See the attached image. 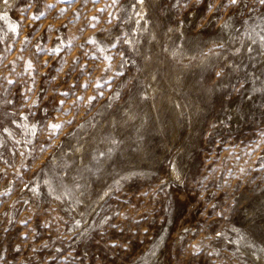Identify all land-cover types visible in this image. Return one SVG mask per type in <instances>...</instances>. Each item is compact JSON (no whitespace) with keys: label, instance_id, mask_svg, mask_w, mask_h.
Segmentation results:
<instances>
[{"label":"rangeland","instance_id":"obj_1","mask_svg":"<svg viewBox=\"0 0 264 264\" xmlns=\"http://www.w3.org/2000/svg\"><path fill=\"white\" fill-rule=\"evenodd\" d=\"M262 37L258 0H0V264H264Z\"/></svg>","mask_w":264,"mask_h":264},{"label":"snow or ice","instance_id":"obj_2","mask_svg":"<svg viewBox=\"0 0 264 264\" xmlns=\"http://www.w3.org/2000/svg\"><path fill=\"white\" fill-rule=\"evenodd\" d=\"M94 2H95V0H94ZM113 2L115 3V0H113ZM138 2L139 3H143V0H138ZM228 2L230 4H233L234 5V4H237L238 3V0H228ZM258 3H260L261 5H264V0H258ZM49 7H51V5H49ZM41 15H43V13H41ZM13 30H15V29H13ZM262 39H264V37H262ZM125 42L127 43V41H125ZM249 50L251 51V49H249ZM106 59H110V58L106 57ZM216 75L219 76L220 73H216ZM93 99H95V97H90V100H93ZM50 127H52V128H59L60 125H50ZM101 155H103V153H101ZM217 235H220V233H217Z\"/></svg>","mask_w":264,"mask_h":264}]
</instances>
